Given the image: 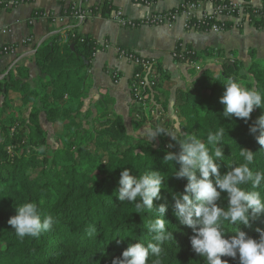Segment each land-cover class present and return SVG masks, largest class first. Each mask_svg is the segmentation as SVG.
Instances as JSON below:
<instances>
[{
  "label": "trees",
  "instance_id": "16d2710c",
  "mask_svg": "<svg viewBox=\"0 0 264 264\" xmlns=\"http://www.w3.org/2000/svg\"><path fill=\"white\" fill-rule=\"evenodd\" d=\"M245 12L264 29L263 13ZM97 50L60 32L34 69L0 81V264H264V60L187 46L179 61L196 80L176 93L179 127L157 67L148 114L132 108L133 132L157 136H135L108 97L88 106Z\"/></svg>",
  "mask_w": 264,
  "mask_h": 264
},
{
  "label": "crops",
  "instance_id": "0c3cea01",
  "mask_svg": "<svg viewBox=\"0 0 264 264\" xmlns=\"http://www.w3.org/2000/svg\"><path fill=\"white\" fill-rule=\"evenodd\" d=\"M108 4L113 10L110 17H103L100 8ZM181 0H159L151 7L136 4L133 0H33L31 4L12 10L0 8V48L11 46L12 55L0 58V81L18 65L31 66L37 49L61 32V26L44 19L43 15L64 16L69 9L77 6L82 10L95 11L96 16L84 23H77L65 15V28L78 34L88 35L97 43L109 42L114 47L132 50L139 55L155 59L156 68L160 67L170 78L172 85L165 84L164 92H169L168 100L162 98L166 105L165 118L171 128L179 127V120L174 109L176 93L180 89L192 87L196 78L192 77L190 67L173 58L172 54L178 45L183 48L204 51L207 49L223 50L228 57L231 53L246 66L251 63V53L259 60H264V29L257 30L252 24L236 25L220 34L188 30L183 18L173 28L139 27L123 28L113 20L116 12L122 11L129 20L140 21L151 15L177 9ZM254 7H259L256 0ZM210 8V7H209ZM208 8V9H209ZM3 30H8L3 34ZM135 67L117 57L114 50L100 52L92 62L88 73L89 100L91 108L108 97L109 109L123 118L129 131L133 129V120L139 116L133 113L131 81ZM33 76L35 72L32 70ZM115 77V78H114Z\"/></svg>",
  "mask_w": 264,
  "mask_h": 264
},
{
  "label": "built area",
  "instance_id": "2783aa9c",
  "mask_svg": "<svg viewBox=\"0 0 264 264\" xmlns=\"http://www.w3.org/2000/svg\"><path fill=\"white\" fill-rule=\"evenodd\" d=\"M33 0H0V8L2 10H12L20 6L29 5ZM136 4L151 7L155 3L150 0H133ZM254 0H197L194 3H189L187 0H181L180 6L169 12L151 14L140 21H133L126 18L122 11L116 12L113 20L123 28L136 29L139 27H168L173 28L176 22L183 18L186 22L188 30L200 31L204 33L220 34L225 32L224 26L219 25L218 22L223 23V20H233L236 25L241 26L245 23L251 24L249 14L245 12L246 7H252L256 12L263 13L264 17V0H256L260 3L259 7H254L252 2ZM210 7V8H209ZM209 8V9H208ZM96 16L92 10H82L77 6L72 7L71 19L77 23H84L87 19ZM46 20H51L53 24L61 26V34L64 39L68 38L69 29L65 28V16L58 17L55 15H43ZM205 28V29H202ZM8 30H3L6 34ZM98 50L94 54L95 57L100 52H107L114 50L119 59L125 60L135 67V72L131 81V92L134 104L142 105L143 111L148 114L149 108L145 92L155 86V68L157 61L155 59L146 58L138 53L125 48L114 47L109 42L97 43ZM14 49L11 46H3L0 48V58L12 55ZM186 48L178 45L172 56L176 60H183L185 58ZM195 66L194 63L190 64ZM115 78V77H114ZM151 116L159 117L157 110L150 112ZM140 119V117H139Z\"/></svg>",
  "mask_w": 264,
  "mask_h": 264
},
{
  "label": "rangeland",
  "instance_id": "374dc122",
  "mask_svg": "<svg viewBox=\"0 0 264 264\" xmlns=\"http://www.w3.org/2000/svg\"><path fill=\"white\" fill-rule=\"evenodd\" d=\"M48 131H49V136H50V143L52 145L53 148H56L59 144L58 140L56 139V134L59 131H54L51 129V127H48ZM129 134L130 135H135V136H148V135H153V136H157V133L153 132V129L151 126H147L144 127L143 129H141L138 133H134L133 129L130 128L129 130Z\"/></svg>",
  "mask_w": 264,
  "mask_h": 264
}]
</instances>
